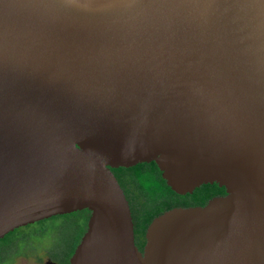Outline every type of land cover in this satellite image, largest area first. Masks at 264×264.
<instances>
[{"label":"water","instance_id":"95a60500","mask_svg":"<svg viewBox=\"0 0 264 264\" xmlns=\"http://www.w3.org/2000/svg\"><path fill=\"white\" fill-rule=\"evenodd\" d=\"M204 206L140 251L111 169ZM90 212L68 264H264V0H0V239Z\"/></svg>","mask_w":264,"mask_h":264},{"label":"trees","instance_id":"16d2710c","mask_svg":"<svg viewBox=\"0 0 264 264\" xmlns=\"http://www.w3.org/2000/svg\"><path fill=\"white\" fill-rule=\"evenodd\" d=\"M116 177L120 187L124 191L125 197L128 200L131 210V216L134 227V240L137 248L142 251L145 244V231L151 220L173 207H189L193 205L204 206L207 201L214 196L225 194L224 188L219 187L216 183L203 184L194 189L192 194L178 195L174 193L161 177V172L154 162L139 163L135 166L117 169H111ZM72 215H78L85 219L89 217L88 210L77 211L66 215H57L24 227L15 229L0 239V261L5 259L6 254L15 251L19 246L16 238H13L17 230H22L29 226L42 223L48 220L67 219ZM85 229H82L77 241L73 244L71 252L65 256V261L68 262V257L73 253L76 245L79 243L80 237ZM36 234V233H35ZM39 236H44V233H38ZM29 235H22L23 239L29 238ZM25 244H20L22 251H30V248H22ZM28 246V245H26ZM29 247V246H28ZM50 252H48L49 254ZM52 254V253H50ZM18 256H29L25 252L15 251L14 259Z\"/></svg>","mask_w":264,"mask_h":264},{"label":"rangeland","instance_id":"374dc122","mask_svg":"<svg viewBox=\"0 0 264 264\" xmlns=\"http://www.w3.org/2000/svg\"><path fill=\"white\" fill-rule=\"evenodd\" d=\"M84 225V217L72 215L67 219L48 220L17 230L13 238H16L19 246L15 251L25 252L29 257L18 256L14 259L15 251H11L6 254L5 259L0 261V264H11L13 260L12 264H35L37 256L47 259L48 252L52 253L57 260L68 256L82 229H85ZM38 233H44L45 235L39 236ZM24 234L29 235V238L23 239L22 235ZM20 244H25L22 248H30V251H22Z\"/></svg>","mask_w":264,"mask_h":264},{"label":"flooded vegetation","instance_id":"af4514ba","mask_svg":"<svg viewBox=\"0 0 264 264\" xmlns=\"http://www.w3.org/2000/svg\"><path fill=\"white\" fill-rule=\"evenodd\" d=\"M194 206H199V205H193V206H189V207H194ZM90 215V212H89ZM89 218V217H88ZM86 230V229H85ZM85 232V231H84ZM80 241V240H79ZM77 246V245H76ZM72 255V254H71ZM70 255V256H71ZM48 258L47 259H42L39 256L36 257L35 259V264H68V262L65 261L66 257H61L60 259H55L54 256L52 254H48L46 255ZM70 256L67 258L69 261ZM21 257H25V256H21ZM29 257V256H27ZM14 261V260H13ZM13 261L11 262V264L13 263Z\"/></svg>","mask_w":264,"mask_h":264}]
</instances>
